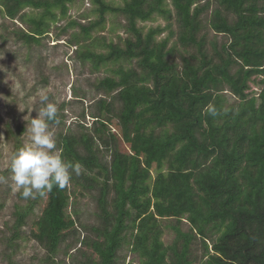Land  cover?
Here are the masks:
<instances>
[{
	"label": "trees",
	"instance_id": "trees-1",
	"mask_svg": "<svg viewBox=\"0 0 264 264\" xmlns=\"http://www.w3.org/2000/svg\"><path fill=\"white\" fill-rule=\"evenodd\" d=\"M203 1L123 0L116 6L91 0L99 20L80 25L84 41L109 14H123L134 39H127L125 48L107 45L108 54L82 46L80 58L95 68L137 59L140 71L120 68L118 78H104L98 90L116 94L111 102L98 101L92 128L79 124V133L58 136L65 160L81 165L69 185L91 194L98 224H82L68 213L75 195L71 186L45 193L44 218L34 226L40 233L32 238L46 248L48 258L72 236L81 245L78 257L72 256L79 264L125 263L120 256L125 247L139 264H195L198 242L200 264H264V0H214L220 8L213 12L210 28L228 41L220 46L212 41L213 56L200 35L201 16L210 8ZM74 2L0 0V6L8 18L30 24L29 32L19 33L25 42L39 43L49 34L50 22L68 17ZM26 8L42 12L28 19L20 15ZM155 16L166 27L145 34L138 22ZM164 32L168 36L158 41ZM179 45L185 52L196 50L181 55V64L175 62ZM254 76L262 77L253 81L261 87L257 96L248 93ZM225 91L238 100L230 103ZM115 101L120 103L116 113ZM210 104L217 115L208 113ZM114 117L117 132L111 129ZM120 142L128 145L126 151ZM153 169L159 173L151 184ZM33 210L31 200L17 209L13 238L20 237ZM185 222L188 231L182 229ZM165 229L176 235L170 245L162 239Z\"/></svg>",
	"mask_w": 264,
	"mask_h": 264
},
{
	"label": "rangeland",
	"instance_id": "rangeland-1",
	"mask_svg": "<svg viewBox=\"0 0 264 264\" xmlns=\"http://www.w3.org/2000/svg\"><path fill=\"white\" fill-rule=\"evenodd\" d=\"M108 1L116 6L123 5V0ZM207 2H210V8L201 16L203 29L200 35L206 37V49L213 56L211 42L215 41L220 46L228 40L223 34H217L210 28L212 14L220 7L214 0H205L201 4L205 5ZM94 9L91 0H75L73 4H69L68 17L50 22L49 34L42 37L39 43H27L19 33L29 32L30 24L23 22L19 17L16 20L8 18L0 6V177L4 178L0 181V264H79L81 261H73L72 256L78 257L77 250L81 245H76L72 236L67 237L68 240L59 247L58 253L53 258H48L46 248L32 238L35 233H40V229L34 226L36 221L44 218L47 196L37 193L34 198L21 197L20 191L16 189L11 179L10 158L15 150L29 142L26 127L30 117L35 118L36 111L42 106L39 100L41 90L49 96V102H54L58 106L57 115L61 123L52 127L58 140L62 132L79 133V124L92 128L94 123L92 114L96 112L98 101L102 98L107 99L108 102L113 101L112 97L116 92L109 95L97 88L104 78H118L115 71L120 68L140 71L137 59L123 60L119 63L110 62L95 68L92 62H84L80 58V52L84 51V48H90L96 53L108 54L110 50L107 45L114 44L125 48V41L134 39V35L128 29L127 18L123 14H109L105 22L92 30L90 38L84 41L80 25L90 26L99 20L98 15L93 12ZM222 11L228 15L226 10L222 9ZM41 12L26 8L20 15H26L31 19ZM55 13L59 16L60 10L55 9ZM229 18L230 22L236 19L233 14L229 15ZM73 21L77 22V25L70 27ZM166 25V21L160 16H155L147 22H138V27L145 34L151 28H163ZM175 29L178 31V26ZM167 36L168 32H164L157 37V40H163ZM75 40L77 42H74ZM175 41L176 36L171 40L169 47H172ZM82 46L84 48H81ZM179 49L181 53L175 60L177 64H181V55L189 56L196 53L195 48H189L188 52H185L179 45ZM260 79L262 77L254 76L250 82L248 93L252 96H257L261 90V87L253 82ZM225 93L230 103L238 100L230 92L225 91ZM119 105L120 103L115 101V113ZM112 121L111 129L117 132L119 120L114 117ZM21 127L24 128L23 133L20 131ZM119 144L120 149L126 151L128 145L123 142ZM167 168L165 166L163 172H167ZM158 173V170H152L149 183L155 181ZM71 191H75V195L71 196L68 213L73 214L74 219L79 217L82 224L89 226L98 224L97 205L91 194L82 189H74L72 186ZM30 200L34 201V210L27 224L20 231V237L13 238L15 213L19 207L28 206ZM74 211L78 212V216ZM78 228L81 229L80 222ZM189 228L186 222L182 225L184 231H188ZM84 235L82 234V238ZM175 236L171 229H165L162 239L166 245H170ZM82 249L88 253L92 252ZM202 253L201 242H198L194 246L195 264H200ZM120 256L122 259L126 258V262L121 261L120 264H129L135 258L128 247L120 252ZM134 264H139L137 258Z\"/></svg>",
	"mask_w": 264,
	"mask_h": 264
},
{
	"label": "clouds",
	"instance_id": "clouds-1",
	"mask_svg": "<svg viewBox=\"0 0 264 264\" xmlns=\"http://www.w3.org/2000/svg\"><path fill=\"white\" fill-rule=\"evenodd\" d=\"M41 107L35 118L27 123L29 142L15 150L10 158L11 179L24 199L34 198L37 193H50L53 188L64 189L72 179V173L79 174L81 165L66 161L57 148L52 130L59 124L58 106L49 102V96L41 90ZM33 111V110H32ZM210 115H217L216 109L207 106ZM4 178L0 177V181Z\"/></svg>",
	"mask_w": 264,
	"mask_h": 264
}]
</instances>
